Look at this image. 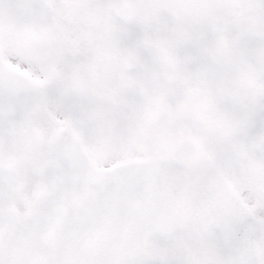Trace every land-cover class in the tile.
<instances>
[{
	"label": "snow or ice",
	"instance_id": "1",
	"mask_svg": "<svg viewBox=\"0 0 264 264\" xmlns=\"http://www.w3.org/2000/svg\"><path fill=\"white\" fill-rule=\"evenodd\" d=\"M0 264H264V0H0Z\"/></svg>",
	"mask_w": 264,
	"mask_h": 264
}]
</instances>
